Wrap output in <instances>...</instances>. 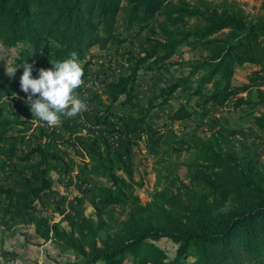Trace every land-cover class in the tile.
Listing matches in <instances>:
<instances>
[{
	"label": "trees",
	"instance_id": "16d2710c",
	"mask_svg": "<svg viewBox=\"0 0 264 264\" xmlns=\"http://www.w3.org/2000/svg\"><path fill=\"white\" fill-rule=\"evenodd\" d=\"M194 17L200 21L190 23L188 19ZM119 22L128 35L118 30ZM224 27H229V31H221ZM144 33L141 53L120 52L123 44ZM0 45L7 49L14 47V63L31 64L33 77L38 75L39 68H51L52 63L67 59L75 52L84 69L82 80L89 75L87 67L96 51H114L122 58L120 66L125 70L118 72L113 80L100 84L99 95L105 98L106 110L95 117L97 124H110L109 109L118 104L130 108L129 114L119 116V120L143 124L150 133L162 137V127L190 118L196 120L195 116L206 117L213 111L211 107H223L230 98H235L234 110L242 120L244 117L237 105L246 103L253 109L257 104H264V89H261L264 87V26L254 22L240 24L216 11H191L172 0H0ZM183 47L198 48V58L187 62L189 65L184 71L171 73L172 79L150 98L139 100V77L155 67L169 72V66L176 61L174 56ZM245 63L255 68L245 74L244 81H238L234 70L244 67ZM22 72L23 65L13 76L0 72V95L13 88L20 89ZM179 90H189L198 101L192 104L188 96L178 94ZM244 92L248 95L246 100L241 96ZM2 104L0 101L1 131L13 124L23 126L29 122L28 117L4 116ZM166 106L173 110L165 109ZM154 110H164L170 125L165 122L161 127L153 126L149 115ZM252 122L264 130V111L253 115ZM185 126L191 131L184 132V137L177 142L190 144L173 151L192 149L207 155L202 161L208 166L224 170V178H230L231 182L223 185L210 177L207 181L210 188L226 187L236 196L235 207L225 214L213 216L208 205L202 207L205 203L202 200L186 206L164 201L170 208L181 209L178 216H171L164 204L159 215L149 214L143 211L136 196L128 200L122 188L105 185L96 220L85 217L81 220L86 233L81 232L82 242L77 245L70 240L69 231L51 221V217L37 222L35 200L51 187L52 180L44 170L35 184L34 168L28 175L22 173L14 186L0 187V193L7 200L6 212L22 218L24 223L33 222L37 226L42 223L46 235L52 231L53 236L69 240L81 258L75 264H123L126 254L131 255L133 264H256L264 256V176L253 166L242 167L236 163L210 138L198 136L206 137V131L198 134L202 125L197 120ZM217 127L211 131L212 137L219 133H240L248 138L250 133L254 134L253 125H247L249 135L245 127H227L221 120H217ZM32 153L44 158L56 157L39 147L31 149L29 154ZM108 176L117 179L122 187H128L125 179L109 169ZM115 205L126 206L128 211H124V220L117 219L116 227L108 230L101 213L104 208ZM157 205L154 201V207ZM259 218L262 219L259 221ZM161 239L173 244L172 252L154 244Z\"/></svg>",
	"mask_w": 264,
	"mask_h": 264
},
{
	"label": "rangeland",
	"instance_id": "374dc122",
	"mask_svg": "<svg viewBox=\"0 0 264 264\" xmlns=\"http://www.w3.org/2000/svg\"><path fill=\"white\" fill-rule=\"evenodd\" d=\"M172 2L191 11H216L238 20L240 24L254 22L264 26V0ZM188 20L190 23L200 21L195 17ZM117 28L124 35H128L120 22ZM221 31L227 32L229 27H224ZM145 36L144 33L131 42H126L120 52L130 50L141 53ZM15 53L14 47L7 49L0 45L2 74H6V64L15 62ZM199 54L198 48L183 47L174 56L176 61L169 66V72L155 67L145 76H140L139 100L150 98L156 90L172 79L171 73L175 70L176 73L184 71L189 65L187 62L197 59ZM91 61L87 67L90 76L84 77L83 83L75 90V95L87 104V110L75 117L61 115L60 122L55 126H49L33 117L25 102L26 95L20 89L13 88L9 93L0 95L4 116L13 119L29 118L26 125L13 124L4 131L0 130V187L14 186L21 174L28 175L32 168L37 174L32 179L35 184L39 183V173L44 170L46 176L52 180L51 187L35 200L37 222H40L41 218L51 217V221L58 222L63 229L69 231L71 241L80 245L81 232L86 233L81 220L83 217L96 220L102 206V191L105 185H113V189L122 188L128 200L136 196L138 203L144 208L143 211L149 214L153 212L159 215L160 207L164 204L171 216H178L181 209L170 208L168 202L163 203L164 201H174L186 206L187 203L202 200L205 202L202 207L208 205L213 216L230 211L235 207L236 196L226 187L210 188L207 181L210 177L223 182V185L231 182L230 178H224V170L208 166V163L202 161L207 155L192 149L173 151L190 144H180L177 140L184 137V132L191 131L185 124L189 126L196 120L202 125L198 134L206 131V137L198 136L202 139L210 138L221 152L230 154L236 163L242 167L253 166L264 176V130L257 128L252 122L253 115L264 111V104H257L253 109H249V104L246 103L237 105L236 108L241 110L244 117L242 120L235 113L236 109L234 110L235 98H230L223 107H211L213 111L206 117L193 115L196 120L190 118L174 122L172 125L169 124L164 110H154L149 115L153 126L161 127L165 122L170 125L160 129L162 137L150 133L143 124L119 120V116L129 114L128 106L115 104L109 109L111 123L97 124L95 117L106 110L105 98L99 95L100 84L113 80L118 72L122 73L125 68L120 66L122 58L112 50L96 51ZM253 68L255 67L251 63L236 67V80L245 79V74ZM178 94L188 96L192 104L198 101L189 90H179ZM241 96L244 100L248 98L245 92L241 93ZM173 102L176 103V100L173 99ZM166 108L173 110V107ZM217 120H221L227 127H245L246 133L247 125H253L254 134L250 133L248 138L240 133H219L212 137L211 131L218 128ZM133 127L138 129L133 130ZM37 147L56 157L44 158L38 153L29 154L31 149ZM108 169L115 176L125 179L128 187L124 188L117 179H111ZM154 201L158 202L155 207ZM6 203L3 193H0V264H75L80 261V255L69 240L53 236L52 231L46 235L42 223L37 226L33 222H22V218L6 212ZM124 211L127 212L128 208L120 205L103 209L101 216L108 223V230L116 227L118 220L126 218ZM109 216L112 218L107 219ZM103 234L102 232L101 235ZM154 244L169 253L173 251V244L167 239H161ZM123 264H133L130 254L124 256ZM256 264H264V256Z\"/></svg>",
	"mask_w": 264,
	"mask_h": 264
},
{
	"label": "clouds",
	"instance_id": "9594fccd",
	"mask_svg": "<svg viewBox=\"0 0 264 264\" xmlns=\"http://www.w3.org/2000/svg\"><path fill=\"white\" fill-rule=\"evenodd\" d=\"M20 65H23V72L19 87L26 94L25 102L33 117L55 126L61 115L75 117L87 110V104L75 95L84 75L77 53L52 63L51 68H39L35 77L32 75L33 66L27 62L6 64V74L13 76Z\"/></svg>",
	"mask_w": 264,
	"mask_h": 264
},
{
	"label": "crops",
	"instance_id": "0c3cea01",
	"mask_svg": "<svg viewBox=\"0 0 264 264\" xmlns=\"http://www.w3.org/2000/svg\"><path fill=\"white\" fill-rule=\"evenodd\" d=\"M242 80H245V79H241V80L239 79V81H242ZM238 113H239V112H238ZM237 116H239V115H237ZM241 118H242V117H241ZM243 120H244V119H243Z\"/></svg>",
	"mask_w": 264,
	"mask_h": 264
}]
</instances>
